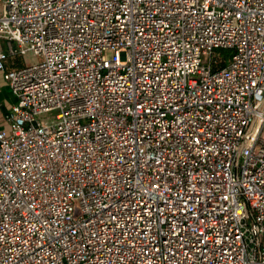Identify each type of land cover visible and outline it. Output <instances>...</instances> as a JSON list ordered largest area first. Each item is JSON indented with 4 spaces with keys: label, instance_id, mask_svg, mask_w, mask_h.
Instances as JSON below:
<instances>
[{
    "label": "built area",
    "instance_id": "1",
    "mask_svg": "<svg viewBox=\"0 0 264 264\" xmlns=\"http://www.w3.org/2000/svg\"><path fill=\"white\" fill-rule=\"evenodd\" d=\"M1 1L0 264H264V0Z\"/></svg>",
    "mask_w": 264,
    "mask_h": 264
},
{
    "label": "crops",
    "instance_id": "2",
    "mask_svg": "<svg viewBox=\"0 0 264 264\" xmlns=\"http://www.w3.org/2000/svg\"><path fill=\"white\" fill-rule=\"evenodd\" d=\"M4 12V4L0 0V16ZM17 56L11 57L7 60L6 66L7 69L20 68L24 66V63H20ZM17 98L12 93L11 87L8 82L4 78V72L0 70V129L9 130L10 125L5 119V115L12 107L14 103H16Z\"/></svg>",
    "mask_w": 264,
    "mask_h": 264
},
{
    "label": "rangeland",
    "instance_id": "3",
    "mask_svg": "<svg viewBox=\"0 0 264 264\" xmlns=\"http://www.w3.org/2000/svg\"><path fill=\"white\" fill-rule=\"evenodd\" d=\"M233 54H234V50H232V49H223V48L216 49L214 51V56L211 57V61L221 60V63L219 65H216V66L214 65L213 70H217V69L224 67L228 63V61L231 59ZM16 56L18 57L19 61H21L20 63H22V64L24 63V66L29 65V64H33V63L37 62L39 59H41V57H42L41 55H36L31 51L26 52L25 54H18ZM204 61L206 63L210 62L209 56H206L204 58ZM56 114H57V111H53V112L41 115L40 118L44 121L51 122L52 120H55ZM74 214L76 217L80 215V208H79L78 204L75 205Z\"/></svg>",
    "mask_w": 264,
    "mask_h": 264
}]
</instances>
